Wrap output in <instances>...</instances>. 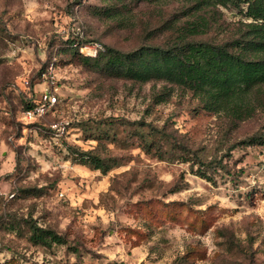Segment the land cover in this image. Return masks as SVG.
<instances>
[{
    "label": "rangeland",
    "instance_id": "1",
    "mask_svg": "<svg viewBox=\"0 0 264 264\" xmlns=\"http://www.w3.org/2000/svg\"><path fill=\"white\" fill-rule=\"evenodd\" d=\"M183 4L0 0V264H264V109L234 126L178 87L78 58L162 43ZM50 77L57 102L25 119ZM134 122L158 130L163 158L142 150ZM68 147L119 165L103 174ZM32 225L62 243L35 244Z\"/></svg>",
    "mask_w": 264,
    "mask_h": 264
},
{
    "label": "trees",
    "instance_id": "2",
    "mask_svg": "<svg viewBox=\"0 0 264 264\" xmlns=\"http://www.w3.org/2000/svg\"><path fill=\"white\" fill-rule=\"evenodd\" d=\"M110 1L109 11L116 12V0ZM121 1L123 5L125 0ZM231 11H237L239 19L229 23L224 14ZM158 29L162 43L147 44L130 52L100 47L94 58L82 55L78 58L82 65L110 76L178 87L197 100L200 110L223 117L234 126L264 109V0H184L180 12ZM211 32L222 37L210 38ZM86 44L89 42L71 41V47L76 49ZM164 100L160 98L157 102ZM37 104L33 100L24 110ZM134 124L139 134L148 133L147 137L142 136V150L146 153L154 150L153 154L163 158L159 145L153 142L158 130L144 122ZM252 143L254 138L241 144ZM237 146L232 144L229 149ZM68 149V153L78 154ZM78 156L79 164L90 165L103 174L119 165L117 158L104 160L92 152H81ZM30 229V239L35 244L62 243L60 236L50 230L33 225Z\"/></svg>",
    "mask_w": 264,
    "mask_h": 264
},
{
    "label": "built area",
    "instance_id": "3",
    "mask_svg": "<svg viewBox=\"0 0 264 264\" xmlns=\"http://www.w3.org/2000/svg\"><path fill=\"white\" fill-rule=\"evenodd\" d=\"M84 49L85 48H89V46H82ZM82 50V48H80ZM96 51V48L95 50ZM49 74H52L53 72V66H49ZM51 78V85H50V90L46 89L42 92V95H41V98H40V101L38 102L37 105L33 106V107H30L28 109H25L23 111V116L25 119H28V120H33L35 118H41L43 117L48 111L50 108H52L55 103L57 102V99L56 97L54 96V93L52 92V89L55 91L54 87L55 84L53 82V77H50Z\"/></svg>",
    "mask_w": 264,
    "mask_h": 264
}]
</instances>
